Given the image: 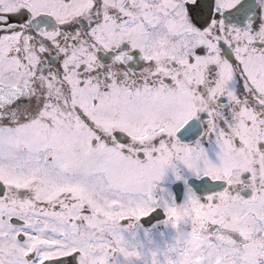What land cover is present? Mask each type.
Returning a JSON list of instances; mask_svg holds the SVG:
<instances>
[{"label":"snow or ice","instance_id":"snow-or-ice-1","mask_svg":"<svg viewBox=\"0 0 264 264\" xmlns=\"http://www.w3.org/2000/svg\"><path fill=\"white\" fill-rule=\"evenodd\" d=\"M0 264H264V0H0Z\"/></svg>","mask_w":264,"mask_h":264}]
</instances>
